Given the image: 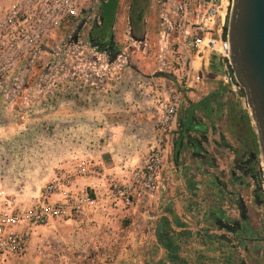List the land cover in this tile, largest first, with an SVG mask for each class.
Returning a JSON list of instances; mask_svg holds the SVG:
<instances>
[{
    "label": "crops",
    "instance_id": "obj_1",
    "mask_svg": "<svg viewBox=\"0 0 264 264\" xmlns=\"http://www.w3.org/2000/svg\"><path fill=\"white\" fill-rule=\"evenodd\" d=\"M151 9L144 12L142 36L128 34L121 63H112L109 51L95 46L86 54L92 53L97 62L103 60L101 66L71 71L60 87L46 90L38 106H30L40 107V120L56 124V169L69 170L77 164L88 168L74 183L86 188L92 198L82 215L37 227L32 238L45 242L53 236L62 249L69 250L81 244L80 235L89 234L88 220L103 222L92 234L111 232L106 225L116 213L136 210L144 219L153 218V242L141 247L151 249L152 264H253L255 258L264 264L262 157L255 164L261 175L258 184L239 163L245 160L247 144L256 145V140L231 133L232 126L240 124L234 123L240 114H249L242 89L236 82L223 81L226 60L220 53L204 48L197 54L173 31L165 34L161 18L150 17ZM157 9L161 16L162 10ZM116 24L114 17L112 29ZM219 33L218 42L225 36ZM179 57L187 60L191 77L177 114L162 136L159 187L125 208L110 199L108 183L126 178L129 169L162 138L156 130L159 102L167 97L165 86L180 78ZM224 124L231 125L228 132L236 145L223 130ZM38 233L42 237L37 238ZM160 234L171 240L170 248L158 241ZM197 236L204 241L195 242ZM60 261L74 263L68 258Z\"/></svg>",
    "mask_w": 264,
    "mask_h": 264
},
{
    "label": "built area",
    "instance_id": "obj_2",
    "mask_svg": "<svg viewBox=\"0 0 264 264\" xmlns=\"http://www.w3.org/2000/svg\"><path fill=\"white\" fill-rule=\"evenodd\" d=\"M101 1L10 0L0 11V94L7 96L12 91L19 93L23 83L20 75L40 53L44 41L59 27L65 24L85 27L92 20L93 23L97 22V9ZM230 1L154 0L163 12L160 18L165 34L167 30L173 31L187 41L197 54L207 48L225 58L222 78L226 84L235 82L227 63L229 44L223 30ZM221 31L225 36L218 42ZM76 52L80 56L81 51L78 48ZM87 56V59H93V63L90 60L88 65L95 66L97 59L94 55L91 53ZM179 59L180 57L176 64L181 67L180 78L165 86L168 89L167 97L159 102L156 117L159 137H164L168 132L181 104L183 89L190 81L187 60ZM51 68L53 67H49ZM78 68L80 66H73L72 71ZM48 75L47 73L46 78L38 82L40 87L45 88V93L47 89L60 87L62 82V79L51 80ZM194 79L199 81L200 77L196 75ZM163 137L155 142L138 164L129 169L126 178L113 179L108 183L109 197L114 203L128 208L157 191L159 173L164 162ZM261 170L263 173L262 164ZM88 171L83 164H77L69 170L57 171L26 204L7 193L0 178V264L9 257L23 256L28 252L35 227L84 213L86 207L92 203V198L86 188H78L74 181L77 176L86 175ZM263 183L262 174V185Z\"/></svg>",
    "mask_w": 264,
    "mask_h": 264
},
{
    "label": "rangeland",
    "instance_id": "obj_3",
    "mask_svg": "<svg viewBox=\"0 0 264 264\" xmlns=\"http://www.w3.org/2000/svg\"><path fill=\"white\" fill-rule=\"evenodd\" d=\"M131 1L118 0L115 12L117 24L111 33L112 47L116 48L117 52L114 53L112 63H121L120 52L126 51V39L131 33L129 25ZM9 2L10 0H0V11ZM150 6L153 9H151L150 17L154 18L155 15L160 17L158 14L160 10L157 9L159 6L154 3V0L147 1L146 9ZM228 12L229 7L223 28L224 33ZM93 22L87 23L85 27L68 24L59 27L44 41L40 53L33 59L31 65L29 64L30 66L27 65L29 66L27 70L20 75V81L23 83L19 93L12 91L7 96L0 94V178L7 193L19 202L27 203L31 196H36L47 181L62 169H56L59 163L56 160L55 122L40 120L38 116L40 107H30L36 104L38 106L45 93V88L40 87L38 82L46 78L47 73L51 80L67 78L71 75L73 66L84 67L90 63L91 59H87L89 55L87 56L86 53L95 49L88 39V34L94 25ZM77 48L81 51L80 56L76 52ZM91 62L93 63V59ZM101 62L103 60L100 62L96 60L95 65L101 66ZM49 67L53 68L49 69ZM244 109L243 111H247V108ZM240 115L242 117L238 118L237 122L233 121L235 118L231 122L244 124V126H240L242 129L239 128L240 124L236 127L232 126L231 133L245 138L248 135L251 141L256 140L257 143L255 127L250 114L242 112ZM245 116L251 125L250 128L254 130V138L249 133ZM223 128L229 135V139L236 145L225 124ZM256 145L258 147V143ZM257 150H255L258 153L256 158L260 161L261 152L259 148ZM111 206L114 207V205ZM152 219L150 215L145 219L142 218L136 210L129 213L124 210L122 213H116L114 219L106 225V229L109 228L111 232L104 229L105 233L100 234H92L91 230L98 225L102 228L103 222H97L95 219L88 220L86 226L90 227L87 231L89 234L80 235L81 244L71 245L68 250L64 247L62 249L61 241H57L53 236L48 237L45 242L35 239L32 240L30 249L25 255L9 257L1 264H61L60 260L64 258L74 260V263L70 264H142L143 261L146 264H152L151 249L141 250L143 243L149 247L153 242ZM81 224L84 225V221L80 222ZM37 227L34 229L36 230ZM36 237L40 238L42 235L38 233ZM193 240L201 242L204 241V237L197 236ZM142 253L144 256L141 255ZM241 254H243L242 251ZM262 260L264 263V259ZM260 263L255 258L253 264Z\"/></svg>",
    "mask_w": 264,
    "mask_h": 264
},
{
    "label": "water",
    "instance_id": "obj_4",
    "mask_svg": "<svg viewBox=\"0 0 264 264\" xmlns=\"http://www.w3.org/2000/svg\"><path fill=\"white\" fill-rule=\"evenodd\" d=\"M226 40L227 63L246 99L261 152L264 178V0L230 1Z\"/></svg>",
    "mask_w": 264,
    "mask_h": 264
},
{
    "label": "trees",
    "instance_id": "obj_5",
    "mask_svg": "<svg viewBox=\"0 0 264 264\" xmlns=\"http://www.w3.org/2000/svg\"><path fill=\"white\" fill-rule=\"evenodd\" d=\"M147 1L148 0H132L130 4L129 25H130L131 35L135 38H140L144 32L143 16L146 10ZM117 5H118V0H102L101 4L97 9L98 21L94 23L92 29L88 34L89 35L88 39L91 42V44L93 46H96L98 49L109 51V54H111L110 56L112 58L114 56V53L117 52V49L112 47L113 43L111 37V33H112L111 29H112V24L114 21ZM241 93L243 94L242 90ZM250 134L254 136L251 131ZM157 239L165 246V248L171 247V240L167 238V235L166 237L165 235H161V234L157 235ZM176 263L182 264L178 262Z\"/></svg>",
    "mask_w": 264,
    "mask_h": 264
},
{
    "label": "flooded vegetation",
    "instance_id": "obj_6",
    "mask_svg": "<svg viewBox=\"0 0 264 264\" xmlns=\"http://www.w3.org/2000/svg\"><path fill=\"white\" fill-rule=\"evenodd\" d=\"M257 145H252L251 142H249L246 146V151L244 152L245 160H240L239 163L243 170L248 171L250 173H253V177L255 181L257 180V183L259 184L260 179L259 170L256 168V154L255 152ZM256 150V151H255ZM260 189V187L258 188Z\"/></svg>",
    "mask_w": 264,
    "mask_h": 264
}]
</instances>
